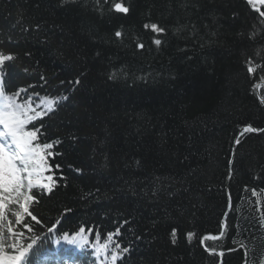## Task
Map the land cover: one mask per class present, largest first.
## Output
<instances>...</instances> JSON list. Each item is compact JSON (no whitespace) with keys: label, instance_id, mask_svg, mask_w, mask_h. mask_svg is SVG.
Wrapping results in <instances>:
<instances>
[{"label":"trees","instance_id":"obj_1","mask_svg":"<svg viewBox=\"0 0 264 264\" xmlns=\"http://www.w3.org/2000/svg\"><path fill=\"white\" fill-rule=\"evenodd\" d=\"M0 52L7 95L57 101L32 122L55 187L33 189L31 231L11 217L24 264H264V131L231 156L242 127L264 128V17L247 0H0ZM117 228L97 257L95 234Z\"/></svg>","mask_w":264,"mask_h":264},{"label":"snow or ice","instance_id":"obj_2","mask_svg":"<svg viewBox=\"0 0 264 264\" xmlns=\"http://www.w3.org/2000/svg\"><path fill=\"white\" fill-rule=\"evenodd\" d=\"M100 2L101 0H97L98 4ZM247 3L259 12L261 17H264V11L257 8V3L264 5V0H247ZM113 9L117 13L127 14L129 12V8L122 3H115ZM144 27H150L156 33L164 31L156 24H145ZM115 36L121 37L122 33L117 31ZM154 43L160 45L161 40L155 39ZM137 47L143 48V45L140 44ZM13 59V55L0 52V66H5L6 62ZM247 71L253 73L255 69L249 66ZM75 83L79 84L80 80L77 79ZM19 95V92L7 95L5 88L0 87V264H24L25 257L33 245L32 243H29L27 247L21 245L20 237L23 236V233L15 232L11 217H14L16 225L23 224L26 229L31 231V228L25 222V217L31 216L32 220L39 223L29 209L30 203L35 201L33 189L39 188L42 191L51 192L56 184L53 175H45V173H51L52 171L48 158L56 155L52 151L55 144L37 142L39 129H36L35 124L32 122L53 112L57 107V101L54 98L44 97L40 105L33 107L31 97L22 102H17L16 97ZM260 103L264 104V98H261ZM37 108L43 110L37 111ZM28 125L32 126V130L28 129ZM257 131L264 130L256 129L251 125L243 127L240 135L236 137L235 143L240 144L241 137L244 134ZM229 174L231 175V170ZM252 195H257L255 190L252 191ZM261 226L264 227V219L261 221ZM85 231L84 228L80 229L81 234ZM87 231L93 230L88 229ZM119 235L120 229L117 228L115 232L107 233L105 242L100 243L102 235L96 233L93 245L96 256L106 255L109 243L113 242L114 236ZM171 235L175 237V228L172 229ZM187 236L191 239L193 234L189 232ZM5 237L10 239L12 243L6 244ZM65 239L72 244L79 243L75 237L68 239L66 235ZM206 239H218V237H205L201 240V243L203 244ZM80 240L82 241L80 243L81 247L89 243L87 237L81 236ZM6 248L12 249L13 254H8ZM115 248L119 249L120 244L115 243ZM205 250L209 251L211 255H217L215 251L207 248ZM122 251L127 253L129 249L125 247ZM219 255L222 256L223 253L221 252ZM116 259L117 254L113 251L111 254L112 264H115Z\"/></svg>","mask_w":264,"mask_h":264},{"label":"water","instance_id":"obj_3","mask_svg":"<svg viewBox=\"0 0 264 264\" xmlns=\"http://www.w3.org/2000/svg\"><path fill=\"white\" fill-rule=\"evenodd\" d=\"M260 87H264V83H262V82H259V83H257V85H256V97H257V99H258V101L260 102V100H261V96H260V94H259V89H260ZM261 104V103H260ZM262 105V107L264 108V104H261ZM243 129V127L239 130V132L237 133V135H236V137L237 136H239L240 135V132H241V130ZM261 130H264V128L263 129H261ZM262 131H257V132H252V133H254V134H258V133H261ZM236 137H235V139H236ZM236 147V143H235V140H234V142H233V145H232V149H231V156H232V154H233V152H234V148ZM226 198H227V206H226V211H225V214L223 215V218H222V221H223V224H224V220L226 219V216H227V214H228V212H229V209H230V200H229V195H228V193L226 192ZM224 231H225V226L223 225L222 226V228H221V232H220V234H219V236H217L218 237V239H220L221 237H222V235H221V233H224ZM209 236V235H208ZM207 236V237H208ZM212 236V235H211ZM213 237H216V236H213ZM218 239H210V240H218ZM201 245L203 246V244L201 243ZM203 250L206 252V253H210L209 251H206L205 250V248H203ZM213 251V250H212ZM216 253H217V255H219V253H221V251H215ZM223 253V252H222ZM245 263V262H244ZM243 263V264H244Z\"/></svg>","mask_w":264,"mask_h":264}]
</instances>
